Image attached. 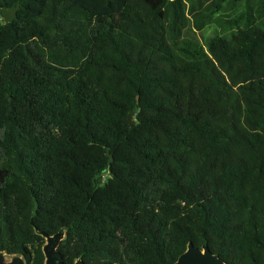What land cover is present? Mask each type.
<instances>
[{
  "label": "trees",
  "instance_id": "obj_1",
  "mask_svg": "<svg viewBox=\"0 0 264 264\" xmlns=\"http://www.w3.org/2000/svg\"><path fill=\"white\" fill-rule=\"evenodd\" d=\"M17 4L0 11V251L43 264L38 231L63 227V264H174L189 242L264 264V0L0 10Z\"/></svg>",
  "mask_w": 264,
  "mask_h": 264
},
{
  "label": "water",
  "instance_id": "obj_2",
  "mask_svg": "<svg viewBox=\"0 0 264 264\" xmlns=\"http://www.w3.org/2000/svg\"><path fill=\"white\" fill-rule=\"evenodd\" d=\"M19 4L14 7H2L1 13L5 22H11L16 17ZM128 121L132 124V115L128 114ZM44 237L42 252L44 254L43 264H63L62 253L59 250L61 241L65 237V229L61 227L53 234L38 231ZM0 264H27L21 254H8L0 251ZM73 264H83L81 258H77ZM174 264H227L218 254L213 253L208 245L199 247L189 242L186 249L177 257Z\"/></svg>",
  "mask_w": 264,
  "mask_h": 264
},
{
  "label": "rangeland",
  "instance_id": "obj_3",
  "mask_svg": "<svg viewBox=\"0 0 264 264\" xmlns=\"http://www.w3.org/2000/svg\"><path fill=\"white\" fill-rule=\"evenodd\" d=\"M230 7H231L230 5L227 7L226 13H232L230 11ZM215 30H216V25L215 24H209V25L205 26V28H203L201 31H199L197 33V35L200 37L201 40H204V39H206V37L214 34Z\"/></svg>",
  "mask_w": 264,
  "mask_h": 264
}]
</instances>
